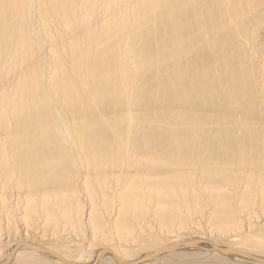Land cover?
<instances>
[{"label":"bare ground","instance_id":"1","mask_svg":"<svg viewBox=\"0 0 264 264\" xmlns=\"http://www.w3.org/2000/svg\"><path fill=\"white\" fill-rule=\"evenodd\" d=\"M243 254L264 0H0V264H264Z\"/></svg>","mask_w":264,"mask_h":264},{"label":"water","instance_id":"2","mask_svg":"<svg viewBox=\"0 0 264 264\" xmlns=\"http://www.w3.org/2000/svg\"><path fill=\"white\" fill-rule=\"evenodd\" d=\"M198 244V241H186V242H183V243H181V244H179V245H176V246H174V247H171V248H169L170 250L171 249H177V248H180V247H195L196 245ZM168 249V250H169ZM212 249L213 250H218V251H220V252H222V253H224V254H227V253H229V252H232V253H235L234 251H232V250H223V249H220V248H217V247H212ZM165 251H167V250H162L161 252H159V253H163V252H165ZM245 257H248V258H250V259H252V260H254V261H264V259H261V258H256V257H252V256H250V255H248V254H243Z\"/></svg>","mask_w":264,"mask_h":264}]
</instances>
